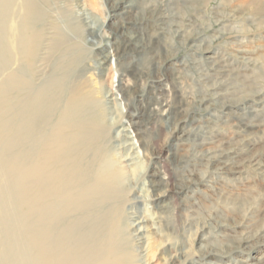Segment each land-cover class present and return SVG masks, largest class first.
I'll return each mask as SVG.
<instances>
[{
    "label": "bare ground",
    "instance_id": "6f19581e",
    "mask_svg": "<svg viewBox=\"0 0 264 264\" xmlns=\"http://www.w3.org/2000/svg\"><path fill=\"white\" fill-rule=\"evenodd\" d=\"M44 1L0 0V264H217L209 258L218 252H203L201 248L188 252L182 237L174 235L169 218L173 207L164 204L170 197L172 179L158 178L159 174L150 179L147 142L136 135L125 136V142L118 140L129 129L124 128L121 115L131 107L141 112L136 102L144 96L152 75L137 71L133 62L149 56L150 45L138 35L119 42L114 48L118 58L135 53L137 59L120 62L117 72L102 66L112 55L102 56L98 63L106 71L98 80L102 88L107 87L99 90L104 100L95 101L94 93L83 86L85 69L79 71L81 74L74 69L79 61L73 58L75 48H69L70 40L54 17L45 15ZM137 1L113 0V4L128 16L137 9ZM253 1L259 5L261 0ZM79 19L89 34L104 42L105 22L97 25L90 12H82ZM196 36L185 39L198 40ZM195 46L194 41L191 47ZM208 49H204V58H213L209 64L217 71L220 59L212 57ZM244 49L237 53L241 59H250ZM158 67L156 62V70L161 69ZM141 80L145 82L138 92L135 86ZM222 93H208L198 102L204 105L217 97L220 101ZM120 95L126 101L121 104L124 108L119 104ZM157 99L145 121L167 123L186 111L187 103L180 95L174 100ZM104 116H109L107 124ZM137 123H130L134 131ZM117 125L123 129L109 138V128ZM236 125L252 133L260 128L245 118H239ZM200 127L196 136L201 140L218 135ZM207 144L201 160L214 174L231 171L232 162L240 161V148L217 152V144ZM109 145L116 160L107 154ZM244 161L257 173L264 167L257 155ZM178 185V192L192 189L196 193L206 180L182 179ZM138 190L140 195H136ZM139 202L144 205L142 212L136 211ZM263 238L264 231L248 234L243 239L245 248L251 249Z\"/></svg>",
    "mask_w": 264,
    "mask_h": 264
},
{
    "label": "rangeland",
    "instance_id": "374dc122",
    "mask_svg": "<svg viewBox=\"0 0 264 264\" xmlns=\"http://www.w3.org/2000/svg\"><path fill=\"white\" fill-rule=\"evenodd\" d=\"M137 2V9L135 7L128 16L121 13L122 9L115 8L113 0H45L42 10L45 15L54 17L57 27L64 30L70 40L69 48H75L73 58L79 61L74 69L78 72L85 69L83 86L94 93L95 101H102L99 90L107 87L102 88L98 80L99 75L106 71L98 63L102 56L112 55L110 62L102 66L117 72L120 62L137 59L135 53L118 58L114 50L118 43L130 35L145 39L150 45L149 56L133 64L137 71L152 76L147 79L144 96L141 95L136 102L141 112L136 113L131 107L121 115L124 128L129 129L118 140L124 139L125 142L128 139L125 136L131 135L143 137L150 146L145 157L150 179H157L153 174H159L158 178L171 177L170 197L164 204L173 207L169 213L172 230L174 235L182 237L188 252L196 248L203 252L214 250L218 253L209 259L217 264H264V238L254 242L251 249L245 248L243 240L250 233L264 231V167L257 173L247 162L244 163L245 159L257 155L264 164V0L259 5L253 0ZM82 12L92 13L99 26L105 22L102 31L105 33L104 42L96 34H89L88 28L83 26L79 19ZM159 13H162V19ZM189 36L199 39L187 42ZM194 41L196 46L191 47ZM207 46L212 57L220 59L221 68L217 71L212 70L209 64L213 58H204ZM239 49L248 50L251 58L241 59V54L237 53ZM156 62L161 69L156 70ZM142 82L145 80L138 81L135 86L138 92ZM215 91L223 92L219 96L222 98L220 101L217 97L204 105L199 104L202 97ZM176 95L187 103L185 112L175 115L167 123L145 121L150 108L158 103L159 96L174 100ZM119 98V104L123 106L126 101H122L121 95ZM260 99L262 103L255 102ZM245 103L253 108L247 109ZM128 114H132V118ZM108 117L104 116L106 124ZM239 118L258 124L260 128L252 129L253 133L244 131L236 125ZM132 120L138 122L136 131L130 127ZM123 126H111L109 138ZM200 126L218 135L201 140L196 136L202 129ZM137 137H134L136 141ZM248 139L254 144H249ZM202 142L217 144V152L240 148L239 163L232 162L231 171L214 174V169L201 160V154L207 147ZM106 151L111 160L117 159L112 145ZM196 178L206 180L201 191L195 193L188 189L184 193L178 192V182ZM140 194L139 190L136 191V195ZM136 206V211L144 210L143 202ZM171 252L174 254L175 250Z\"/></svg>",
    "mask_w": 264,
    "mask_h": 264
}]
</instances>
